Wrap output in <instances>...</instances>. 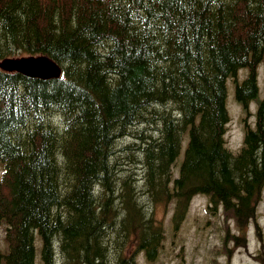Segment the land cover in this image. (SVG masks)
<instances>
[{
    "label": "trees",
    "instance_id": "16d2710c",
    "mask_svg": "<svg viewBox=\"0 0 264 264\" xmlns=\"http://www.w3.org/2000/svg\"><path fill=\"white\" fill-rule=\"evenodd\" d=\"M22 55L48 56L62 78L0 70L8 242L0 264H35L36 236L52 264L45 250L55 234L65 264H109L103 235L118 231L120 211L114 263L135 264L138 252L151 261L163 239L152 215L161 200L175 205L176 221L196 194L241 233L254 218L264 186V100L254 71L264 58V0H0V60ZM241 69L248 74L234 81V97L243 111L256 101L257 122L233 155L224 142L226 80ZM181 135L187 144L171 180ZM122 138L133 140L139 172L118 162L113 145ZM254 155L256 165L247 159ZM145 191L146 213L137 203ZM256 236L262 242L259 227Z\"/></svg>",
    "mask_w": 264,
    "mask_h": 264
},
{
    "label": "rangeland",
    "instance_id": "374dc122",
    "mask_svg": "<svg viewBox=\"0 0 264 264\" xmlns=\"http://www.w3.org/2000/svg\"><path fill=\"white\" fill-rule=\"evenodd\" d=\"M61 16L72 18L69 13H63ZM55 20V18L53 19ZM40 64H45L44 60H39ZM49 66V64H46ZM50 67V73L54 74L55 69ZM258 85L259 99H264V58L258 65L255 66ZM248 70L241 69L236 73L235 78H227L226 80V98L225 109L228 116V121L225 126L224 142L225 146L233 155H237L243 146V133L246 124L249 128L254 129L256 101H251L247 111H243L242 107L236 102L234 97V81L241 82L247 77ZM246 76V77H245ZM245 124V126H244ZM245 127V128H244ZM187 144L186 135H181L180 155L176 159L175 164L171 167L172 175L171 180L178 176V165L182 162L183 150ZM114 153L117 154L118 162L125 169L127 174L132 172H139L138 155L131 153L135 148L133 140L120 139L114 143ZM260 152V151H258ZM257 156V152H256ZM256 156H248L249 162L253 165L257 164ZM0 171V177H1ZM116 192V191H115ZM137 203L146 213L150 211L149 204H152L146 191L144 196L137 197ZM162 200L158 203L160 205L152 206V215L159 222L163 239L160 247L157 250L156 257L149 261L144 252H138L135 256V264H264V188L260 201L256 207V214L254 223L259 226V232L263 239L261 247L258 245L254 234V223L249 222L247 226V248L246 249H233L232 241L229 239L226 246L223 244V239L226 234L229 237L234 235L237 238L235 220L226 218L221 206L210 208L206 197L197 195L190 199L186 213L181 221H176L172 217L173 204H161ZM119 223L118 231H107L103 235L104 244L109 249L108 262L114 263L113 248L119 250L122 246L118 240L122 235V211L118 212ZM57 234L53 235L52 251L47 248L45 250L46 256L52 261V264H65V258L59 250V239ZM105 236V238H104ZM6 226L0 224V253L5 255L8 253V242ZM102 239V246H103ZM227 240V239H226ZM236 241V239H234ZM123 253L129 252L130 243L127 241L124 244ZM42 246L38 236L35 238V264H45L42 257ZM3 264V263H2Z\"/></svg>",
    "mask_w": 264,
    "mask_h": 264
},
{
    "label": "water",
    "instance_id": "95a60500",
    "mask_svg": "<svg viewBox=\"0 0 264 264\" xmlns=\"http://www.w3.org/2000/svg\"><path fill=\"white\" fill-rule=\"evenodd\" d=\"M40 59L44 60V62H45V64H41L42 66H48L46 64H49V66H52L55 69V71H54L55 73L51 74L50 72H46V73L38 72L41 75L42 74L46 75V76L42 77V76H37V75H29V74H26V73L18 70L20 63H35L36 62V64L40 65V63H39ZM0 67L4 68L6 70H13V71L17 70L19 73H21L22 75H24L25 77L30 78V79L48 80V79H58L60 77L59 69L49 59H47L46 57H40V58H37V59H33V58L21 59V60H17V61L16 60L6 59L2 63H0Z\"/></svg>",
    "mask_w": 264,
    "mask_h": 264
},
{
    "label": "bare ground",
    "instance_id": "6f19581e",
    "mask_svg": "<svg viewBox=\"0 0 264 264\" xmlns=\"http://www.w3.org/2000/svg\"><path fill=\"white\" fill-rule=\"evenodd\" d=\"M18 70L29 74V75H37V76H46V75H41L38 72H50V68L48 66H42L41 64L38 65L36 63H20Z\"/></svg>",
    "mask_w": 264,
    "mask_h": 264
}]
</instances>
